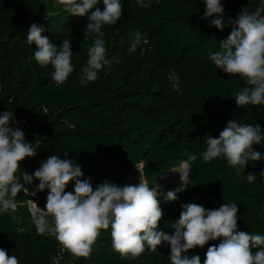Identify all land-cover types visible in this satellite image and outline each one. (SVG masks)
<instances>
[{
	"label": "trees",
	"instance_id": "16d2710c",
	"mask_svg": "<svg viewBox=\"0 0 264 264\" xmlns=\"http://www.w3.org/2000/svg\"><path fill=\"white\" fill-rule=\"evenodd\" d=\"M221 3L226 17L219 30L210 25L211 17L202 18V0H151L147 8H140L136 0H121L120 20L102 26L111 63L98 71L94 81L82 85L81 67L94 40V34L84 39L87 14L71 15L60 0H0V113L12 111V126H24V139L39 144L35 156L18 162V172L31 174L56 154L79 164L81 179H89L95 189L104 180L119 186L131 166L141 161L142 174L154 187L190 152L197 159L191 162L184 189L172 201L165 200L162 192L158 197L163 215L157 230L171 235V224L184 204L213 209L236 203L238 230L264 235V178L259 175L264 160L249 161L238 171L223 157L205 162L199 155L206 149V135L218 137L229 120L259 124L264 133V104L237 106L234 97L246 86L245 80L221 72L209 58L231 31L227 18L235 19L241 9L254 10L259 0ZM97 7L103 9L102 4ZM33 23L53 44L70 39L74 70L65 82L56 83L52 66L35 61L36 46L27 41ZM136 32L146 42L130 53ZM252 147L264 154V141ZM249 172L256 181H247L244 175ZM180 183L170 182L167 191ZM26 187L27 193L4 196L15 203L13 211H0V248L15 255L18 264H59L56 255L73 264H170V246L165 242L134 259L121 256L112 246L110 228L100 230L88 257L72 254L54 233L36 231L34 218L40 212L33 217L28 200L43 210L47 189L33 195L30 184ZM72 190L70 181L65 191ZM219 241L210 240L182 255H199L203 264L208 246Z\"/></svg>",
	"mask_w": 264,
	"mask_h": 264
},
{
	"label": "clouds",
	"instance_id": "9594fccd",
	"mask_svg": "<svg viewBox=\"0 0 264 264\" xmlns=\"http://www.w3.org/2000/svg\"><path fill=\"white\" fill-rule=\"evenodd\" d=\"M60 2L71 15L87 14L84 39L94 34L93 44L87 50V61L81 67L80 82L86 85L97 78L103 66L111 63L106 58L102 26L115 25L120 20L123 12L121 0ZM136 3L140 8H147L151 0H136ZM202 3V18L211 17L210 25L222 30L226 13L221 0H202ZM98 4L103 5L102 10L97 7ZM227 23L232 26L229 35L219 41L220 50L210 53L209 58L221 72L239 74L245 80L246 86L234 97L237 106L264 104V0H259L252 11L241 9L235 19L228 17ZM43 31L36 23L27 29L28 43L36 46L33 57L40 66L51 65L52 79L58 84L63 83L74 70L70 39L56 45L42 36ZM142 41L146 42L145 37L136 32L128 51L134 52ZM12 118V111L0 113V211L15 207L12 200L3 199L7 193L15 195L21 190L27 193L26 185L34 179L38 180L36 191L47 189V196L43 210L34 200H28L32 216L40 212L34 218L36 231L40 234L54 233L61 246L72 254L88 257L93 243L101 234L100 230L110 228L114 250L121 256L133 259L146 248L156 251L157 246L165 242L170 246V264H201L199 255L189 258L182 253L220 238L217 245L208 246L203 264H264V235L238 230L236 203H222L213 209L196 203L184 204L178 219L171 224L173 232L169 235L157 230L163 215L158 199L161 195L160 185L149 187L146 180L139 179L138 184L118 186L104 180L93 189L89 179H81L83 173L79 164L70 159H61L56 154L48 156L31 174L18 172V162L25 157L35 156L39 144L32 143L33 139L25 140L24 126L22 129L12 126L15 124ZM206 136V149L199 154L205 162L223 157L239 171L244 170L249 161L264 160V154L254 151L252 147L264 141V133L259 124L241 123L232 119L226 122L218 137L210 134ZM196 159L195 154L188 152L186 159L172 171L179 174L181 183L179 187L163 193L165 200H175L177 193L184 189L192 168L191 162ZM138 163L143 168V162ZM168 171L162 177H166L170 173ZM259 175L264 178V169ZM244 176L249 183L256 181L251 172ZM172 177L175 176L167 178L166 182ZM70 181L73 190L66 192L65 188ZM29 201L40 207V211L30 209ZM49 216L51 223L47 218ZM60 261L61 264H73L64 258ZM0 264H18V258L6 255L5 250L0 248Z\"/></svg>",
	"mask_w": 264,
	"mask_h": 264
},
{
	"label": "rangeland",
	"instance_id": "374dc122",
	"mask_svg": "<svg viewBox=\"0 0 264 264\" xmlns=\"http://www.w3.org/2000/svg\"><path fill=\"white\" fill-rule=\"evenodd\" d=\"M178 166H179V164L176 165V166H173L172 168L169 169V171L172 172L174 169L178 168ZM172 173H175L176 174V172H172ZM162 176H160V177H162ZM139 179L140 180H146L145 177L142 174V164L141 163H136V164L132 165L131 168L128 170V172L126 173V175L124 176V178L121 180V183H120L119 186L126 185V184H131V185L138 184L139 183ZM172 181H174V183L181 182L179 176H175L174 178H170L166 182V185L164 186V188H161V190L160 189L159 190L162 193L167 192L166 187ZM157 185L159 186V180L157 182ZM3 199H6V198H3ZM0 206H2V201H0ZM14 209H15V207L14 208H10V211H13Z\"/></svg>",
	"mask_w": 264,
	"mask_h": 264
},
{
	"label": "built area",
	"instance_id": "2783aa9c",
	"mask_svg": "<svg viewBox=\"0 0 264 264\" xmlns=\"http://www.w3.org/2000/svg\"><path fill=\"white\" fill-rule=\"evenodd\" d=\"M30 186H31V189H32V193L36 190L35 188H36V185H34V183L32 182L31 184H30ZM47 193V192H46ZM29 204H30V209H32V208H35V210H38V211H40V207H36L35 206V204H34V202H31V201H29ZM59 253H61V250L59 251ZM61 255H56L55 257H54V260H55V262H58V263H60L61 261H60V259H61ZM62 264H70L69 262H63Z\"/></svg>",
	"mask_w": 264,
	"mask_h": 264
},
{
	"label": "water",
	"instance_id": "95a60500",
	"mask_svg": "<svg viewBox=\"0 0 264 264\" xmlns=\"http://www.w3.org/2000/svg\"><path fill=\"white\" fill-rule=\"evenodd\" d=\"M172 175L173 176H179L178 173L175 174V173L170 172V173L167 174L166 177H160L159 178V183H161L159 185H160L161 188H164L167 178L171 177ZM189 175H190V170H189V173H188V177H189Z\"/></svg>",
	"mask_w": 264,
	"mask_h": 264
},
{
	"label": "bare ground",
	"instance_id": "6f19581e",
	"mask_svg": "<svg viewBox=\"0 0 264 264\" xmlns=\"http://www.w3.org/2000/svg\"><path fill=\"white\" fill-rule=\"evenodd\" d=\"M172 171V170H171ZM172 178H174V177H172Z\"/></svg>",
	"mask_w": 264,
	"mask_h": 264
}]
</instances>
